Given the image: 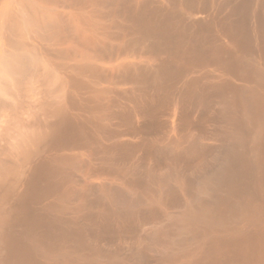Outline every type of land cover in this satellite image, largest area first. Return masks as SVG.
<instances>
[{
	"label": "bare ground",
	"instance_id": "bare-ground-1",
	"mask_svg": "<svg viewBox=\"0 0 264 264\" xmlns=\"http://www.w3.org/2000/svg\"><path fill=\"white\" fill-rule=\"evenodd\" d=\"M0 264H264V0H0Z\"/></svg>",
	"mask_w": 264,
	"mask_h": 264
}]
</instances>
